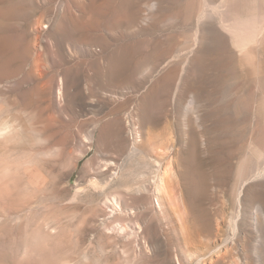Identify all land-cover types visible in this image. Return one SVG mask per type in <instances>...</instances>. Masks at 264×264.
Listing matches in <instances>:
<instances>
[{
	"label": "rangeland",
	"instance_id": "rangeland-1",
	"mask_svg": "<svg viewBox=\"0 0 264 264\" xmlns=\"http://www.w3.org/2000/svg\"><path fill=\"white\" fill-rule=\"evenodd\" d=\"M224 8L0 0V264H177L196 241L264 264V22L240 50ZM152 147L178 165L188 242L154 215ZM114 195L139 214L109 216ZM134 222L154 259L117 229Z\"/></svg>",
	"mask_w": 264,
	"mask_h": 264
},
{
	"label": "bare ground",
	"instance_id": "bare-ground-1",
	"mask_svg": "<svg viewBox=\"0 0 264 264\" xmlns=\"http://www.w3.org/2000/svg\"><path fill=\"white\" fill-rule=\"evenodd\" d=\"M213 1H215V0H209V3L212 4ZM234 1L235 0H225V8L223 10H225L224 12H226L228 16L223 18V26L230 33V37H231V40L233 41V43L240 50H245L248 44L255 42L256 37H257L260 29L262 28L260 23L264 22V14L260 15L257 13H248L246 10L238 12L234 7V4H235ZM207 11H208V9H207ZM202 13H203V11H202ZM208 13L209 12H207L206 14H208ZM203 17H204V15H203ZM212 29L210 28V30H212ZM207 31H209V28ZM203 32H205V30H203ZM208 33H210V32H208ZM205 35H207V34H205ZM200 42H201V38H200ZM203 45H204V43H203ZM62 87H63V85L61 83L60 88H59V94L62 93ZM11 129H12V125H11V123H8L4 128H0V135H6V133L8 134L11 131ZM133 132H135V131L133 130ZM134 136H136V135H134ZM137 138H139V134H137ZM135 140H136V138H135ZM138 140H137V142H138ZM135 142L133 141V143H135ZM137 142H136V144H137ZM132 145H134V144H132ZM132 148H133V146H132ZM151 150L153 152L151 162H153V164L155 166H157V168H159V170H158L159 172L156 176L154 189H153V191H154L153 204H154V208H155L154 215L161 222L168 223L170 225L171 230H173L175 232V234H177L181 238V240L188 242V240H187L188 236L191 235L192 233L199 234V229L197 227H194L189 222L190 208L186 202V199L184 196V191L181 187L180 175H179V171L177 168L178 165H176L173 161H171L172 159L171 160L169 159L170 155L169 156L167 155L169 153L168 147H163L160 150L156 149L155 147H152ZM166 155L168 156V158H167L168 163H167V165L164 164L165 165V167H164V166H162V164H163L164 160L166 159ZM120 196H122V195H120ZM122 199L118 195H114L112 197L110 196L109 198H107V202H106L107 204L105 205V207H107V209L109 211L108 212L109 216H117L120 214L125 215L127 213H128L127 215H129V216L131 214L133 215L134 213H137V215L139 214L138 212H136V210H134V208L132 209V208L128 207V208H130V209H128L129 211H127V209L125 210L124 205H123L124 202H122L123 201ZM125 207H126V205H125ZM134 223L136 224V222H134ZM138 224H139V222L135 226L137 228V230H135L136 228L133 229L134 228L133 226H132L133 228L130 227V225L124 227V225L121 223H118L117 224L118 228H117V226H116V228L123 235L128 233L129 228L131 229L129 232L131 233V231H132V233L130 234V235L133 234L132 237L134 236V234L135 235L137 234L136 235V237H137L136 238L137 239V250L139 251L137 254H139L141 256V259L144 261L151 260L154 256H152L150 253L149 244H148L147 240L145 239L144 236H142V232H143L142 228L143 227L140 226L141 224L140 225H138ZM126 231H127V233H125ZM191 236H193V235H191ZM164 243H165V241H164ZM194 243H195V247H194L195 249L192 250L191 248L190 249L184 248L185 250H182V254H183L182 259H180V257H177V256L175 257L177 264H215L216 263L218 258L216 257L217 253L213 247H211L210 245H207V244L206 245H199L197 241ZM235 261H236V259H235ZM236 263L238 264L239 262L237 261ZM164 264H167V262H165Z\"/></svg>",
	"mask_w": 264,
	"mask_h": 264
}]
</instances>
